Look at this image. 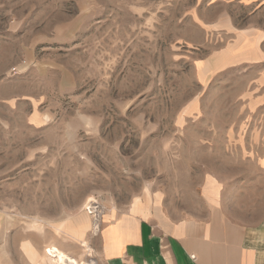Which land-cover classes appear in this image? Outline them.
I'll return each mask as SVG.
<instances>
[{
  "label": "rangeland",
  "instance_id": "1",
  "mask_svg": "<svg viewBox=\"0 0 264 264\" xmlns=\"http://www.w3.org/2000/svg\"><path fill=\"white\" fill-rule=\"evenodd\" d=\"M156 202L264 222V0H0V264H104Z\"/></svg>",
  "mask_w": 264,
  "mask_h": 264
},
{
  "label": "crops",
  "instance_id": "2",
  "mask_svg": "<svg viewBox=\"0 0 264 264\" xmlns=\"http://www.w3.org/2000/svg\"><path fill=\"white\" fill-rule=\"evenodd\" d=\"M151 208L163 226L147 217ZM131 212L117 218L116 211L105 215L104 264H264V222L211 219L172 224L160 202L140 204Z\"/></svg>",
  "mask_w": 264,
  "mask_h": 264
},
{
  "label": "bare ground",
  "instance_id": "3",
  "mask_svg": "<svg viewBox=\"0 0 264 264\" xmlns=\"http://www.w3.org/2000/svg\"><path fill=\"white\" fill-rule=\"evenodd\" d=\"M93 203V202H92ZM95 203V202H94ZM88 204H91V201H89L88 202ZM90 208H92V206L90 207ZM95 208H97V206L95 207ZM94 208V209H95ZM93 209V208H92ZM93 209V210H94ZM91 210V209H90ZM89 210V211H90ZM96 210V209H95ZM96 212V214L94 215L95 216V218H96V221H95V228H97L98 229V226H99V223H100V218H99V215H100V213H99V210H98V208H97V211H95ZM82 219H83V228H81V235L83 234V232H84V230L86 229V228H88V227H90V220H89V217H88V215H83V217H82ZM96 229V230H97ZM84 246H86L87 247V249L88 250H90V246L87 244V243H85V245ZM28 249V248H27ZM28 252H29V254H30V256H31V259L35 262V264H40L38 261H37V255H36V253L31 249V248H29L28 249ZM90 264H96L95 262H91Z\"/></svg>",
  "mask_w": 264,
  "mask_h": 264
},
{
  "label": "built area",
  "instance_id": "4",
  "mask_svg": "<svg viewBox=\"0 0 264 264\" xmlns=\"http://www.w3.org/2000/svg\"><path fill=\"white\" fill-rule=\"evenodd\" d=\"M14 70H16V68H14Z\"/></svg>",
  "mask_w": 264,
  "mask_h": 264
}]
</instances>
